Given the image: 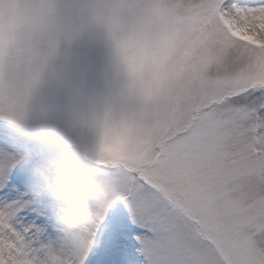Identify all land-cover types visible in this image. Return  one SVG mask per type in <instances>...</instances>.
Segmentation results:
<instances>
[{
	"label": "snow or ice",
	"instance_id": "6c2138e0",
	"mask_svg": "<svg viewBox=\"0 0 264 264\" xmlns=\"http://www.w3.org/2000/svg\"><path fill=\"white\" fill-rule=\"evenodd\" d=\"M203 18L243 62L213 74L205 58L122 125L119 151L101 138L117 196L75 264H264V0H207ZM44 152L0 124V264L73 259L33 187Z\"/></svg>",
	"mask_w": 264,
	"mask_h": 264
},
{
	"label": "clouds",
	"instance_id": "9594fccd",
	"mask_svg": "<svg viewBox=\"0 0 264 264\" xmlns=\"http://www.w3.org/2000/svg\"><path fill=\"white\" fill-rule=\"evenodd\" d=\"M206 3L0 0V124L45 150L33 187L56 210L69 264L117 196L96 163L101 138L119 151L122 125L187 84L205 58L213 74L243 62L203 18Z\"/></svg>",
	"mask_w": 264,
	"mask_h": 264
}]
</instances>
